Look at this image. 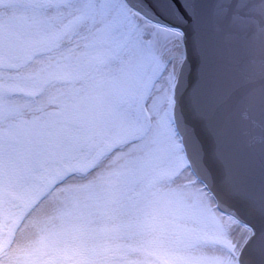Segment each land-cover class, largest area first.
Wrapping results in <instances>:
<instances>
[{"label": "clouds", "instance_id": "clouds-1", "mask_svg": "<svg viewBox=\"0 0 264 264\" xmlns=\"http://www.w3.org/2000/svg\"><path fill=\"white\" fill-rule=\"evenodd\" d=\"M0 0V264H264V0Z\"/></svg>", "mask_w": 264, "mask_h": 264}, {"label": "snow or ice", "instance_id": "snow-or-ice-1", "mask_svg": "<svg viewBox=\"0 0 264 264\" xmlns=\"http://www.w3.org/2000/svg\"><path fill=\"white\" fill-rule=\"evenodd\" d=\"M177 3V8L182 15H186L185 9L179 4L178 0H174Z\"/></svg>", "mask_w": 264, "mask_h": 264}]
</instances>
